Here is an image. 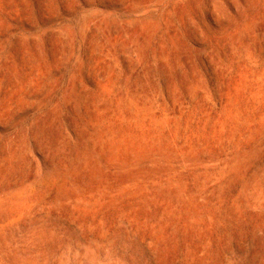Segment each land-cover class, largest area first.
I'll return each instance as SVG.
<instances>
[{"label": "rangeland", "instance_id": "374dc122", "mask_svg": "<svg viewBox=\"0 0 264 264\" xmlns=\"http://www.w3.org/2000/svg\"><path fill=\"white\" fill-rule=\"evenodd\" d=\"M0 264H264V0H0Z\"/></svg>", "mask_w": 264, "mask_h": 264}]
</instances>
